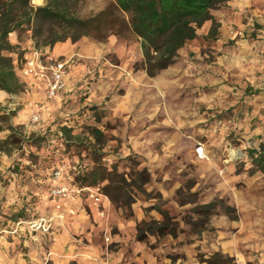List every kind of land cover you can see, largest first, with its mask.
Wrapping results in <instances>:
<instances>
[{
	"label": "rangeland",
	"instance_id": "374dc122",
	"mask_svg": "<svg viewBox=\"0 0 264 264\" xmlns=\"http://www.w3.org/2000/svg\"><path fill=\"white\" fill-rule=\"evenodd\" d=\"M58 1L68 5L81 18L91 17L113 3L112 0H43L40 4L33 0L32 3L45 6ZM224 7L226 5L214 12H220ZM263 23L255 22L254 26H246L244 30L231 29L225 35L218 28L215 37L207 35L206 29H200L198 37L180 51L176 63L154 77L142 68L141 41L130 31L121 36L110 35L103 42L82 38L98 47L95 57L86 58L92 59L94 64L90 72L83 75L85 81L96 86L93 100H89L90 90L79 85L72 92L75 97L66 104L69 115L64 119L55 118L48 130L31 133L37 138L35 144L27 145L20 152L22 156L13 154L23 161L21 166L15 169L14 164L20 161L15 160L6 171L32 174L45 181L52 171L65 167L66 183L91 189L101 196L100 204L94 203L87 191L79 198L81 210L88 218L99 226H106L100 237L109 249L119 246V228L117 224L114 228L109 224L134 221L137 230L138 223L162 221L168 214L170 226L175 229L173 234L149 236L146 242H140L136 233V241L158 264H211L216 253L233 258L236 264H264L259 261L260 253L248 247L249 242L242 243L234 252H226L218 243L221 235L228 241L240 230L241 234L244 231V217L235 190L242 191L244 183L255 180L253 186L257 185L258 189L253 190L256 193L253 206H258L259 200L264 203V173L258 174L251 155L252 151L264 150V62L255 64L247 59L234 62V56H245L247 52L225 53L229 56L228 62H220L223 61L222 52L216 51L219 45L264 44V33H259L264 28ZM28 37H31L30 32L22 37V41ZM79 58L83 60L85 56ZM141 73L150 80L168 73L171 82L162 89L156 84L142 85L144 106L147 110L157 108L155 115H144L135 124V116L127 123L120 122L110 108L113 98L123 92L118 82L126 77L137 80L135 76ZM143 124L145 129H142ZM63 126L72 129V137L67 140L60 132ZM93 129L103 134L100 141L94 136ZM7 135L9 132L4 137ZM215 145L219 146L222 158H216L218 165L217 161L203 164L195 156L198 147L203 146L207 154ZM230 165L234 166L232 173L228 169ZM79 166H82L81 172H78ZM101 166L108 171L117 170L128 179L132 174L146 170L150 180L144 191H132L135 202L131 207L118 209L105 195L107 182L91 187L77 180L82 173L90 174ZM204 174L209 176V183L204 180ZM233 175L240 176L241 180L231 185ZM102 201L110 202L117 214L108 208L93 213L92 207L96 209ZM213 201H223L235 212L229 213L223 206H218L209 214V221L204 222L205 214L197 208ZM254 209L249 213V219L258 218ZM138 214L142 215V220L138 219ZM75 216L74 212L70 221H75ZM260 218L264 219V215ZM66 230L78 239L77 234L69 228ZM244 233L248 235L247 231Z\"/></svg>",
	"mask_w": 264,
	"mask_h": 264
},
{
	"label": "crops",
	"instance_id": "0c3cea01",
	"mask_svg": "<svg viewBox=\"0 0 264 264\" xmlns=\"http://www.w3.org/2000/svg\"><path fill=\"white\" fill-rule=\"evenodd\" d=\"M213 16L219 24V31L224 35L231 29L244 30L246 26H254L255 22H264V0H231L220 12H213ZM211 26L212 22H207L201 29H206V34L209 35ZM259 33H264V28ZM10 40L13 44H20L21 49L26 51L25 58L34 47L31 37L19 42L18 34L13 33ZM96 49H98L97 46L81 40L76 43L66 41L57 44L53 49L45 50V55L50 60L69 61L72 59L68 64L67 90L61 93L58 98L48 100L42 83L34 79H25L20 75L22 82L26 84V90L23 93L9 95L0 91L2 111L15 112L10 123L13 126L23 127L26 135L48 130L55 118L64 119L69 115L65 107L67 102L75 97L72 92H75L79 85L86 86L90 90L89 100H93L92 95L96 91V86L85 81L83 75L90 72L94 61L86 58L95 57ZM216 51L222 52L223 61L220 60V62H228L229 56L225 53L232 52L248 53L245 56H234V62L241 63L242 59H247V62L255 64L264 62V44L219 45ZM81 55L85 56V59H80ZM231 58L233 57L231 56ZM239 66H243V64ZM135 77L137 80L133 81L126 77L118 82L123 92L117 94L110 105L112 115L120 122L127 123L131 117L135 116L136 118H133V124H135L144 115H155L157 108L147 110L144 106L145 89L142 85L144 83L156 84L162 89L171 82L168 73L153 80L148 79L143 73ZM220 81L224 82V79H220ZM35 113L41 115L39 123H33L31 120ZM145 127L146 125L143 124L142 129ZM215 146L214 150L207 152L206 159L197 158L206 165L216 163L218 159L222 158L219 154V146ZM195 156H197L196 153ZM15 160L21 159H16L15 155L10 157L0 152V264H70L71 262L73 264H158L154 256L136 241V222L126 221L123 223L120 221L109 224L111 228H114L116 224L119 228L117 234L119 246L109 249L100 237L106 226L97 225L81 210L79 195L66 201L52 198L48 194L53 186L52 181L49 183L38 177H33L32 174L22 175L6 171ZM228 169L232 173L234 166L230 165ZM261 172L259 170L258 174ZM233 176L230 180L231 185L241 180L240 176ZM204 180L209 183L210 179L207 174ZM254 182L256 181L249 179L241 188L242 191L238 189L234 192L238 197L237 200L241 205L244 217L242 221L243 233L247 231L248 235L245 236L244 233L245 238H242L243 233L241 234L240 230L238 235L232 236L228 241H225L224 236L221 235L220 239L218 238V243L226 252L230 250L234 252V249L241 247L242 243L249 242L248 247L256 253H260L259 261L264 263V219L260 218L261 214L264 215V203L259 200L258 203L256 202L258 206H253V202H255L253 199L256 197L255 191L258 189L257 185L253 186ZM218 190L220 189L218 188ZM102 208H108L110 212L117 214L108 201H102L96 209L92 207V211L98 214ZM251 208H255L256 213L254 214L259 215L257 219L248 218L249 213H252ZM74 212L76 216L75 221L72 222L70 217ZM62 216L63 218H61ZM137 216L139 220H142V215L138 214ZM42 220L44 227L43 224L41 226ZM32 224H35V227L38 225V227L35 229ZM48 225L50 228L45 231L44 229ZM66 228L77 234L78 239L71 237ZM219 240L222 241L219 242Z\"/></svg>",
	"mask_w": 264,
	"mask_h": 264
},
{
	"label": "trees",
	"instance_id": "16d2710c",
	"mask_svg": "<svg viewBox=\"0 0 264 264\" xmlns=\"http://www.w3.org/2000/svg\"><path fill=\"white\" fill-rule=\"evenodd\" d=\"M39 4L43 0H36ZM231 0H112L105 10L81 18L72 12L68 5L61 2L48 3L45 6L33 5V0H0V91L9 95H19L26 90L22 82L21 70L26 62V51L20 44H13L10 36L18 34L19 42L27 33H31L34 47L45 53L57 44L71 41L76 43L84 37L98 42L105 41L110 35L121 36L130 31L141 41L143 52L142 68L151 77L167 70L176 63L180 51L198 37V30L207 22H212L210 37H215L219 24L213 12ZM14 111H2L0 108V152L7 155L22 152L27 145L35 144L36 136L26 135L23 127L13 126L10 122ZM9 135L4 137V134ZM64 140L72 137V129L63 126L60 129ZM93 134L100 141L103 134L93 129ZM21 152V153H20ZM252 158L258 169L264 173V150L252 151ZM23 161L16 162L18 169ZM81 172V167L79 166ZM53 174L45 177L46 182L53 180ZM80 176V175H79ZM77 178L82 185L97 187L108 183L105 195L118 209L129 208L135 202L132 191H144L150 176L146 170L132 174L127 178L117 170L108 171L104 167L94 168L91 173H82ZM218 206H223L229 213L235 209L227 207L223 201H213L198 207L209 221V214ZM168 214L164 220L142 221L137 224V239L146 242L149 236L173 234ZM211 264H236L235 260L221 253L212 257Z\"/></svg>",
	"mask_w": 264,
	"mask_h": 264
},
{
	"label": "built area",
	"instance_id": "2783aa9c",
	"mask_svg": "<svg viewBox=\"0 0 264 264\" xmlns=\"http://www.w3.org/2000/svg\"><path fill=\"white\" fill-rule=\"evenodd\" d=\"M71 60L72 59L69 61L50 60L44 52L33 47L21 70V74L25 79H34L42 83L45 88L46 98L48 100H54L67 90L66 77L68 74V64ZM31 120L33 123H39L41 121V115L35 113ZM196 155L199 158L206 157L203 146L197 148ZM64 170L65 167H59L53 174V186L50 189V196L52 198L59 201H66L87 191L89 192V198L92 199L94 203L100 204L101 196L98 193L93 192L91 189H83L66 183L64 181ZM58 207L60 208L61 206ZM101 214L103 215V213ZM61 218H63V216ZM42 224L43 220L41 226ZM49 228L50 225L45 227L44 230L48 231Z\"/></svg>",
	"mask_w": 264,
	"mask_h": 264
}]
</instances>
